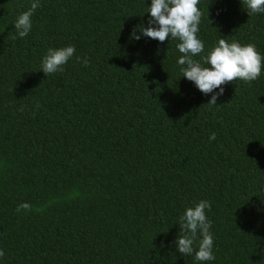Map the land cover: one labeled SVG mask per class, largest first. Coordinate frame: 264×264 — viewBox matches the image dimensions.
<instances>
[{
	"label": "trees",
	"instance_id": "trees-1",
	"mask_svg": "<svg viewBox=\"0 0 264 264\" xmlns=\"http://www.w3.org/2000/svg\"><path fill=\"white\" fill-rule=\"evenodd\" d=\"M31 2L0 0V264H264V67L210 105L180 72L179 41L140 34L151 0H39L20 38ZM198 7L194 59L220 38L264 56V13L243 0ZM68 45L74 56L46 76L47 49ZM200 200L207 262L175 243Z\"/></svg>",
	"mask_w": 264,
	"mask_h": 264
},
{
	"label": "clouds",
	"instance_id": "clouds-1",
	"mask_svg": "<svg viewBox=\"0 0 264 264\" xmlns=\"http://www.w3.org/2000/svg\"><path fill=\"white\" fill-rule=\"evenodd\" d=\"M200 0H151L148 8L150 19L148 26L141 25L139 32L143 36L163 43L169 38L178 40L176 45L182 54L177 63L181 66L182 76L191 82L205 95L212 94L207 104H217L219 96L223 95V85L242 80L252 82L257 80L264 67V56L257 50L254 43L241 44L236 40L228 42L220 38L218 43L203 57V63L194 59L204 52V43L198 37L199 25L203 12L198 7ZM248 15L264 13V0H243ZM40 6L39 0H32L30 7L19 14L14 22V28L20 38L26 37L32 28V16ZM133 38L139 40L136 30ZM75 46L68 45L60 48H48L42 58L41 68L46 76L63 71V66L75 54ZM84 66H88L87 58L77 57ZM210 66V67H209ZM216 89H219L217 92ZM210 140L216 139V133H211ZM211 204L207 200H200L194 206L186 207L179 217L180 234L175 242L179 252L192 255L199 262L215 259L213 254V235L210 231L212 222L206 216V209ZM30 211L31 205L22 202L16 211ZM201 237L197 245V237ZM5 255L0 249V258Z\"/></svg>",
	"mask_w": 264,
	"mask_h": 264
}]
</instances>
